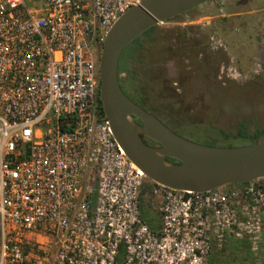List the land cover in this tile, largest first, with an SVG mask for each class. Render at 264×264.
Returning <instances> with one entry per match:
<instances>
[{
	"label": "built area",
	"instance_id": "obj_1",
	"mask_svg": "<svg viewBox=\"0 0 264 264\" xmlns=\"http://www.w3.org/2000/svg\"><path fill=\"white\" fill-rule=\"evenodd\" d=\"M140 2L0 0V264H206L229 236L263 243L264 186L174 190L115 140L99 55Z\"/></svg>",
	"mask_w": 264,
	"mask_h": 264
},
{
	"label": "rangeland",
	"instance_id": "obj_2",
	"mask_svg": "<svg viewBox=\"0 0 264 264\" xmlns=\"http://www.w3.org/2000/svg\"><path fill=\"white\" fill-rule=\"evenodd\" d=\"M155 27L120 54L128 96L140 92L164 124L195 142L223 146L219 130H264V0H207ZM226 242L206 264H264V240L247 260Z\"/></svg>",
	"mask_w": 264,
	"mask_h": 264
},
{
	"label": "water",
	"instance_id": "obj_3",
	"mask_svg": "<svg viewBox=\"0 0 264 264\" xmlns=\"http://www.w3.org/2000/svg\"><path fill=\"white\" fill-rule=\"evenodd\" d=\"M207 0H141L108 30L99 55V100L115 140L150 180L180 191L206 192L229 184L264 186V140L219 146L195 142L164 124L122 90L118 62L123 48L159 22ZM140 119V122L136 121ZM145 137L157 142L151 145Z\"/></svg>",
	"mask_w": 264,
	"mask_h": 264
},
{
	"label": "trees",
	"instance_id": "obj_4",
	"mask_svg": "<svg viewBox=\"0 0 264 264\" xmlns=\"http://www.w3.org/2000/svg\"><path fill=\"white\" fill-rule=\"evenodd\" d=\"M151 30L152 29H148L144 33H147ZM99 106H100V109L102 110L100 100H99ZM143 107L149 111H152L146 105H144ZM219 131H220L222 139L227 141L225 144H223V146H234V143L232 141H229L231 138L235 139V138L249 137L252 139V142L259 141L260 136L264 133V130L258 129L254 133L249 134V133L245 132L244 127H241V129L235 135L227 134L222 130H219ZM145 140L151 141L147 137H145ZM150 199H151L150 190L148 188H143L142 192H141V203H140L141 215L149 227L157 228L158 227V220H157V216H156L155 212L152 211V209L150 207ZM230 238L232 239L233 244H231V245L233 247V251L235 252V257L238 259H241V260L242 259H244V260L249 259V256H251L252 251L250 249V245H249L248 240L246 238H234L232 236H229L226 238V240L221 245H217L216 243L213 242L211 251L209 253V255L211 256V257H209V261L212 262V260H214V259H212L213 254H219L220 253L219 250H221V249H219V248H225L229 244L226 241L230 240ZM262 253L263 252L260 250L259 254L262 255ZM219 256L221 257L222 255H219ZM211 262H210V264H212Z\"/></svg>",
	"mask_w": 264,
	"mask_h": 264
},
{
	"label": "flooded vegetation",
	"instance_id": "obj_5",
	"mask_svg": "<svg viewBox=\"0 0 264 264\" xmlns=\"http://www.w3.org/2000/svg\"><path fill=\"white\" fill-rule=\"evenodd\" d=\"M189 11V10H188ZM150 29H156V27L155 26H153V27H151ZM143 34V33H142ZM197 38H198V40L200 41L201 40V37H200V35H197ZM134 42V41H133ZM118 78H119V82H120V85H121V88H122V90L124 91V88L126 87V85L128 84V82H127V80L126 79H124V78H121L120 77V75H119V68H118ZM125 92V91H124ZM129 93H130V95L131 96H129L134 102H136L137 104H139V105H141V106H144V104H143V101H142V97H143V95L142 94H140V92H139V94H132L130 91H129ZM125 94L127 95V93L125 92ZM128 96V95H127ZM136 121H138V122H140V119L139 118H136ZM149 144H151V145H159L157 142H155V141H147Z\"/></svg>",
	"mask_w": 264,
	"mask_h": 264
},
{
	"label": "crops",
	"instance_id": "obj_6",
	"mask_svg": "<svg viewBox=\"0 0 264 264\" xmlns=\"http://www.w3.org/2000/svg\"><path fill=\"white\" fill-rule=\"evenodd\" d=\"M263 254V257H264V253H262Z\"/></svg>",
	"mask_w": 264,
	"mask_h": 264
}]
</instances>
